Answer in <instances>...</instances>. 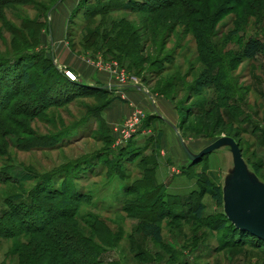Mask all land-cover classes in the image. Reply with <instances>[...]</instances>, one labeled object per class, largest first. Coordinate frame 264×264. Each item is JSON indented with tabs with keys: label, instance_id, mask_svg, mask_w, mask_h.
I'll use <instances>...</instances> for the list:
<instances>
[{
	"label": "rangeland",
	"instance_id": "rangeland-1",
	"mask_svg": "<svg viewBox=\"0 0 264 264\" xmlns=\"http://www.w3.org/2000/svg\"><path fill=\"white\" fill-rule=\"evenodd\" d=\"M54 1L0 0V56L33 48L40 63L52 58L76 80L110 90L100 92L101 97L95 92L66 102L71 85L55 71L49 77L41 65L31 68L32 80L41 88L32 92L21 82V61H1L0 221L18 210L27 223H41L46 214L30 209L34 203L29 194L48 179H66L91 196L80 214L98 216L116 235L112 248L99 246L97 259L103 264H264V248L227 247L224 232L214 229L224 208L205 191V184L226 185L233 167L231 152L223 148L205 155L185 175L170 145L175 138L169 126L152 116L142 93L116 89L130 83L146 86L171 118L185 121L181 135L194 153L216 137L233 136L250 168L264 181V54L255 61L236 59L247 38L264 39V0H250L252 6L240 10L236 5L241 0H174L176 7L168 4L151 14L118 10L89 20L85 13L100 9L107 0H61L53 6ZM117 1L132 7L133 1L159 4ZM179 1L187 4V13L180 12ZM23 23L40 28L39 43L32 42L33 34ZM96 28L101 37L89 39ZM123 44L128 47L118 49ZM207 60L216 65L220 92L196 88ZM10 91L18 93L12 100ZM103 98L115 100L104 109ZM213 100L222 119L218 124L197 114L199 106L209 109ZM114 102L125 104L120 108L128 113L120 115ZM43 104L49 108L39 112ZM135 110L144 117L124 138L119 130ZM148 179L163 189L158 191L166 201L180 200L172 204L185 215L188 199L202 201L203 218L163 220L161 244L143 236L137 230L139 218L124 211L121 201L151 193L153 188L141 186ZM134 185L140 188L137 194L128 191ZM28 237L0 240V264H16L11 250L16 241L28 243ZM135 253L142 254L136 258Z\"/></svg>",
	"mask_w": 264,
	"mask_h": 264
},
{
	"label": "trees",
	"instance_id": "trees-1",
	"mask_svg": "<svg viewBox=\"0 0 264 264\" xmlns=\"http://www.w3.org/2000/svg\"><path fill=\"white\" fill-rule=\"evenodd\" d=\"M60 1L61 0H55L53 6ZM153 1L159 2V4L152 6V1H133L134 7H132L130 3L121 4L120 1L118 2L117 0H107L102 4L100 9L92 11L88 9V13L85 14L88 15L87 19L89 20L96 16V14L106 17L108 14L117 12L118 10H136L141 13L150 12L151 14L156 9H167L166 7H168V4H174V7L177 6L175 5L176 2L174 0L168 1L167 3L162 0ZM222 2V4H224L226 3V0H222ZM179 5H181L180 12L187 13V11H185L187 4L179 1ZM236 6L240 10L246 6L251 7L252 3L250 0H241L238 1ZM52 8V6L49 7L47 13H49ZM190 13L188 12V14ZM23 28L25 31L33 34L32 42H35L36 44L39 43L40 28H38L36 24L32 26V24L28 25L27 23H23ZM106 32L107 31H104V34ZM88 34L89 33L86 35ZM98 37H101V30L96 28L90 32L88 38H93L95 40ZM102 38H107V35H104ZM114 42L115 40L110 43L112 44L111 46H113ZM126 46L127 44H123L118 49H123ZM135 46L136 49H138L136 43ZM32 49L33 48L30 50H21L6 57H2V55L0 56V63L2 60H10L11 62L15 61L14 59H18V61H21L22 65L19 66L21 82L28 85L32 92H38L41 90L38 82L32 80V75L30 73V69L37 65H41L43 68V75L51 77L52 74L54 75L53 71H55L59 74L60 78H63L62 80L71 85L70 89H68L69 93L67 95L65 94L66 102L73 98L95 94V92L101 97L100 92H108L110 90L106 88V86L100 87L98 85H87L81 80H72L65 71L60 70L54 64L52 58H44L40 63L39 60H41V58L39 53H33ZM238 51L239 52L236 54L237 60L246 59L255 61L259 56L264 54V39L252 35L244 41ZM206 66V72L202 73L195 81L197 90L209 86L210 88H216V90L220 92L221 87L219 86V81L217 80L216 75H214L216 65L207 60ZM17 94L18 93L15 91H10V93L7 94L8 99H14ZM114 100L115 99L105 98L103 100V108L105 109L110 106ZM57 102H49L48 105H56ZM217 103V101H211L209 109L204 107V105L203 107L202 105L199 106L197 108V114L206 115L213 120L212 122L218 124L222 119L219 116V113L215 111ZM44 105L46 104L42 105L41 109L38 110L39 112L42 110L44 111L48 107V105ZM206 116H204V118H206ZM184 122L185 121L182 119L179 120L180 130L181 126L184 125ZM238 143L240 145V142ZM240 148L243 153L241 145ZM247 161L249 162L248 159ZM197 162L192 163L189 166L183 165L182 169L184 174L187 175L188 168ZM253 168L257 171V164H253ZM48 181L49 183H42V186L39 185L31 192V194H29L34 203L30 209L35 212L46 214L45 220L43 219L41 223L34 222L35 224H30L24 219V213L23 215H20V211H12L8 213L7 216L5 215L0 221V240H19V237L21 238V236H29L28 243L25 242V244H23L22 241H16L15 247L11 250L10 254L13 258L17 259L16 264H103V261L97 259V256L101 255V252L98 250L99 246L112 248L113 244H115L116 235L111 230L110 225L98 216L90 214L86 218L80 214L81 205L89 203L91 196L84 190L77 189L75 181L72 184L70 183L71 180L66 179H63L61 183L59 182V179H48ZM141 186L145 188H153V191L149 194H142L140 196L138 195L132 198L123 199L121 202L124 211L130 216L139 218L140 223L137 230L142 233L143 236L154 240L155 243L161 244L164 240L163 220L167 218L173 220H186L188 217L200 220L203 218L205 205L202 201H198L194 197L190 200L188 199L184 204V208L189 211V215H185L183 209H176L173 207V204L179 205L178 203L180 200H177V202H175L176 200L173 201V204L166 201L159 193L160 190L158 191V189H161V187L155 184L154 179H148V181L142 183ZM139 189L140 188L137 187V185H134L130 187V189L128 188V191L137 194ZM205 191L210 193L216 202L223 207L222 185L214 186L210 181H207L205 184ZM214 226L215 230L224 232L222 242L223 245H226L227 247H243L248 245L252 248H264V240L248 231L237 228L227 218L224 212L216 219ZM135 254V257L137 258L142 253ZM142 258L145 260L143 255Z\"/></svg>",
	"mask_w": 264,
	"mask_h": 264
},
{
	"label": "water",
	"instance_id": "water-1",
	"mask_svg": "<svg viewBox=\"0 0 264 264\" xmlns=\"http://www.w3.org/2000/svg\"><path fill=\"white\" fill-rule=\"evenodd\" d=\"M116 86V89L120 91L134 90L145 95L152 116L162 119L171 129L175 139L170 141V145L183 165L189 166L205 155L223 148L231 152L233 167L226 180V185H222L224 214L237 228L264 240V181L250 168L236 139L222 135L216 137L212 143L198 153H194L181 135L179 122L173 120L162 110L146 86L137 83ZM177 146L180 147L182 153Z\"/></svg>",
	"mask_w": 264,
	"mask_h": 264
},
{
	"label": "built area",
	"instance_id": "built-area-1",
	"mask_svg": "<svg viewBox=\"0 0 264 264\" xmlns=\"http://www.w3.org/2000/svg\"><path fill=\"white\" fill-rule=\"evenodd\" d=\"M67 75L73 79L76 80V76L71 73L70 71L67 72ZM125 84V83H123ZM144 117L143 113L141 110H135L131 116L125 120L124 124H123V128L122 129H117V131H121L122 135L124 138H128L130 137L133 132L135 131V129H137L139 127V124L142 120V118Z\"/></svg>",
	"mask_w": 264,
	"mask_h": 264
},
{
	"label": "crops",
	"instance_id": "crops-1",
	"mask_svg": "<svg viewBox=\"0 0 264 264\" xmlns=\"http://www.w3.org/2000/svg\"><path fill=\"white\" fill-rule=\"evenodd\" d=\"M127 92H129V93H132V94H135V93H142V92H140V91H134V90H130V91H127ZM142 95L144 96V99L146 100V106H147V108H148V110L150 111L151 109H150V107H149V103H148V101H147V99H146V97H145V95L142 93ZM120 104H122L121 102H114V107H116L117 108V110H120L121 111V114L120 115H122V114H125V113H128V109L127 108H125V107H121L120 108ZM122 105H124L125 106V104H122ZM161 106V105H160ZM113 108V107H112ZM161 108H162V110L165 112V113H167L168 114V111L166 110V109H164V107L163 106H161ZM112 110V109H111ZM169 115V114H168ZM173 119V118H172ZM174 120V119H173ZM170 141H172V139L170 140Z\"/></svg>",
	"mask_w": 264,
	"mask_h": 264
}]
</instances>
